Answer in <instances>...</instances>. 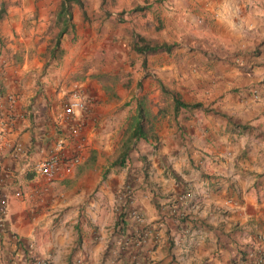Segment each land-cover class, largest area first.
I'll return each instance as SVG.
<instances>
[{
	"label": "crops",
	"instance_id": "1",
	"mask_svg": "<svg viewBox=\"0 0 264 264\" xmlns=\"http://www.w3.org/2000/svg\"><path fill=\"white\" fill-rule=\"evenodd\" d=\"M62 1L0 0V264H232L264 251V0H81L59 19ZM75 84L78 161L57 119ZM166 86L201 106L159 111ZM147 97L157 138L112 164ZM59 138L47 180L33 165Z\"/></svg>",
	"mask_w": 264,
	"mask_h": 264
},
{
	"label": "built area",
	"instance_id": "2",
	"mask_svg": "<svg viewBox=\"0 0 264 264\" xmlns=\"http://www.w3.org/2000/svg\"><path fill=\"white\" fill-rule=\"evenodd\" d=\"M7 97L9 101L13 102V95L9 94ZM86 107L87 102L83 89L81 85L75 84L69 90L67 99L63 102L61 109L57 113V119L62 122H66L69 125V136L74 141V146L77 149V154L70 156L73 161H78L80 158V151L82 150L84 142V137L81 133V128L84 124L83 120H75L74 117L78 111L84 110ZM6 122L7 121L3 119L1 126H4ZM64 141V138H59L56 141L55 146L49 151L48 155L40 161L34 163L33 169L43 178L51 180L56 177L58 165L61 159L60 148H62ZM13 149L15 152L20 154L26 153L23 145L19 142L13 145ZM139 216L140 215L137 216L138 219H142V217ZM245 250V254L236 258L232 264H264V252L262 250L255 251L250 248ZM33 262H35L34 264H49L47 261L42 260H34Z\"/></svg>",
	"mask_w": 264,
	"mask_h": 264
},
{
	"label": "trees",
	"instance_id": "3",
	"mask_svg": "<svg viewBox=\"0 0 264 264\" xmlns=\"http://www.w3.org/2000/svg\"><path fill=\"white\" fill-rule=\"evenodd\" d=\"M72 2H77L82 4L81 0H63L61 3V10L58 12V18H62V12L68 13L69 5ZM67 18L64 17L63 23L65 24L62 27L57 35V40L59 35L67 28ZM171 44L168 43H155L153 45H146V48H150L151 50L156 49H169ZM164 91H168L161 96V100L165 101V105H162L159 108V111H165L170 116L176 117L179 114L180 110L183 108L193 109L195 107L201 106L200 102H187L182 100L177 96V92L172 88L166 86ZM150 101L147 97L146 100L141 101L138 104L137 110L129 115L126 127L124 130L123 138L119 143V147L117 148L116 153L113 155L112 164L114 165H124L127 158L130 157V151L133 148V143L137 138H147L152 136L153 138H157V132L154 129L155 120L157 118L158 111H153L151 104L148 102ZM147 102V103H146ZM164 106V107H163ZM165 115V113H164ZM35 262H31L29 264H34Z\"/></svg>",
	"mask_w": 264,
	"mask_h": 264
},
{
	"label": "rangeland",
	"instance_id": "4",
	"mask_svg": "<svg viewBox=\"0 0 264 264\" xmlns=\"http://www.w3.org/2000/svg\"><path fill=\"white\" fill-rule=\"evenodd\" d=\"M142 141H140V143H138V145H136L137 146V149L138 148H140V149H142L143 147H148L149 146V144L148 143H145L144 141V143L142 144L141 143ZM79 185H81L82 186V183H80ZM126 184H124L123 186H125ZM122 186V187H123ZM80 188H82V187H80ZM82 190V189H81ZM78 191H80V189L78 190ZM78 191H76V193H78ZM64 194H65V191L64 190H62L61 192H57L55 195L56 196H58V198H60L61 200H66V197H64V199H62V197L64 196ZM75 194V193H74ZM74 194L72 193V197L74 196ZM117 195V194H116ZM88 198H89V195H87L86 197H83V202H86L87 200H88Z\"/></svg>",
	"mask_w": 264,
	"mask_h": 264
},
{
	"label": "clouds",
	"instance_id": "5",
	"mask_svg": "<svg viewBox=\"0 0 264 264\" xmlns=\"http://www.w3.org/2000/svg\"><path fill=\"white\" fill-rule=\"evenodd\" d=\"M124 191H125V190H124ZM263 252H264V251H263ZM244 254H245V252H244ZM244 254H243V255H244ZM243 255H241V256H243Z\"/></svg>",
	"mask_w": 264,
	"mask_h": 264
}]
</instances>
